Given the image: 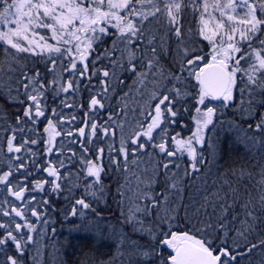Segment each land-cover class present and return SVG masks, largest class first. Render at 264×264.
Instances as JSON below:
<instances>
[{
  "label": "snow or ice",
  "instance_id": "snow-or-ice-1",
  "mask_svg": "<svg viewBox=\"0 0 264 264\" xmlns=\"http://www.w3.org/2000/svg\"><path fill=\"white\" fill-rule=\"evenodd\" d=\"M58 225L76 264H264V0H0V264H68Z\"/></svg>",
  "mask_w": 264,
  "mask_h": 264
},
{
  "label": "trees",
  "instance_id": "trees-1",
  "mask_svg": "<svg viewBox=\"0 0 264 264\" xmlns=\"http://www.w3.org/2000/svg\"><path fill=\"white\" fill-rule=\"evenodd\" d=\"M220 139L222 141V146L226 148L227 153L226 155H224L223 159H220L218 161V164L221 167H224L226 169L227 166L233 161H235L237 164L242 162L247 163L249 161H252L253 156H255L257 160L259 159V155L257 154V150L255 148L251 149V155H249L244 145L240 143H234L232 139H227L222 133ZM215 172L216 168L214 167L213 173ZM212 178H215V176L213 175ZM74 237H76L75 234L65 235L58 229V235L56 238L60 242V244L63 245L61 255L63 256L64 260L68 262V264H76L77 260L82 258L83 252L87 251V249L84 247L87 242L76 240L74 239ZM103 251L107 252L108 249H104ZM96 255L99 256L100 253H96Z\"/></svg>",
  "mask_w": 264,
  "mask_h": 264
},
{
  "label": "flooded vegetation",
  "instance_id": "flooded-vegetation-1",
  "mask_svg": "<svg viewBox=\"0 0 264 264\" xmlns=\"http://www.w3.org/2000/svg\"><path fill=\"white\" fill-rule=\"evenodd\" d=\"M113 211H115V208H114V207H113ZM102 214L105 215V216L109 215V213H108L107 211H105V212L102 213ZM68 227H70V226H64V227H59V226H57V228L59 229V231H60L61 233L65 234V235H69V234H68V231H67ZM72 234H75L76 236H83V235H86L85 233H72ZM56 239H57V238H56Z\"/></svg>",
  "mask_w": 264,
  "mask_h": 264
},
{
  "label": "rangeland",
  "instance_id": "rangeland-1",
  "mask_svg": "<svg viewBox=\"0 0 264 264\" xmlns=\"http://www.w3.org/2000/svg\"><path fill=\"white\" fill-rule=\"evenodd\" d=\"M222 134H224V133H222ZM48 259H51V257H48Z\"/></svg>",
  "mask_w": 264,
  "mask_h": 264
}]
</instances>
